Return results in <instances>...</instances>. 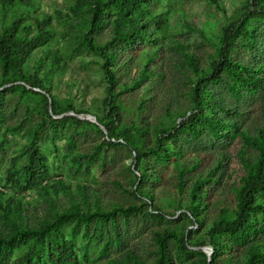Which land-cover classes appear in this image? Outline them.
Returning <instances> with one entry per match:
<instances>
[{"label":"rangeland","instance_id":"1","mask_svg":"<svg viewBox=\"0 0 264 264\" xmlns=\"http://www.w3.org/2000/svg\"><path fill=\"white\" fill-rule=\"evenodd\" d=\"M93 1L83 7L75 0L0 1V35L17 17L24 20V32H35L39 23L49 31L23 70L43 79L51 94L46 99L29 84H11L12 75L3 78L0 65V191L18 206L7 215L0 210V234L10 236L14 226L37 229L65 212L114 211L113 221L70 222L53 234L75 252L68 264H157L154 232L165 231L175 233L168 264H202V244L214 223L234 216L245 162L258 156L251 141L264 126V20L251 19L252 34L236 37L228 51L229 60L242 68L239 74L255 79L244 86L217 64L225 30L254 8L253 0H134L130 8L117 0L100 3L90 28ZM124 15L127 20L121 21ZM118 31L134 34L113 42L105 54L95 49ZM105 69L116 76L111 88ZM212 71L217 80L209 78ZM200 81L198 97L193 89ZM104 97L120 108L115 125L133 129L134 145L99 131L98 123L108 120ZM197 108L214 129L201 122L190 128ZM85 113L96 122L74 116ZM180 125L184 128L175 132ZM33 147L43 154L47 172L26 185ZM180 169L185 170L181 191ZM196 179H203L196 201L199 223L186 210ZM256 203L264 205V194ZM253 218L259 230L245 242L218 233L222 245L212 252L214 264H245L248 248H260L264 217ZM28 253L34 254L31 264H41L36 256L52 264L47 241L27 242L13 251L9 264H26L21 260Z\"/></svg>","mask_w":264,"mask_h":264},{"label":"trees","instance_id":"2","mask_svg":"<svg viewBox=\"0 0 264 264\" xmlns=\"http://www.w3.org/2000/svg\"><path fill=\"white\" fill-rule=\"evenodd\" d=\"M3 4H15L17 0H0ZM24 4H28L29 0H20ZM78 7H83L87 4L86 0H75ZM117 0H94L93 22L90 23V28L94 27V21L96 20L97 14L100 12V3H116ZM130 8L131 5L136 4L134 0H123ZM253 9L246 11L242 18L236 22L234 28H227L223 35V40L225 47L221 48V58L222 63H218L217 67L226 71L229 74L234 75L241 84L246 86L247 82L254 81L252 75L239 74L242 69L241 66L234 64L228 58V51L233 47V40L239 35L248 36L252 34V31L248 27V23L251 19L259 18L264 20V0H253ZM121 21H126V16L120 18ZM23 18L17 17L11 19L2 29L0 35V65L1 74L3 78L12 75V83L15 81H22L23 84H29L32 88L40 90L45 93L46 99L51 98L50 91L44 86V80L39 78L38 75L28 76L24 73L23 67L27 56L34 50L41 42L43 38L49 34V31L39 23L37 30L33 33L24 32L25 27L20 28L23 23ZM134 32L130 34L118 31L112 40L106 42L103 46H95L96 50L100 53L105 54L108 47L118 40H123L133 36ZM107 67V66H105ZM106 77L109 81L110 88L114 85L116 81V76L113 71L109 69L106 70ZM212 71L210 74V79L217 80L218 75ZM201 81L194 87L193 92L199 97V93L202 91ZM13 87V85L11 86ZM22 89L25 86L22 85ZM0 93H2L0 91ZM111 97H104L101 101L102 106L107 109L106 122L98 123L106 130L109 137L114 134L119 138H122L126 144H135V135L132 133L131 127H124L118 129L116 127V122L120 120V108L117 105H112L110 101ZM200 105V104H199ZM198 106V105H197ZM72 109V108H71ZM198 108L195 110L194 114L196 119L190 123V128L194 129V126L198 123H205L213 128V123L206 118H202L198 115ZM75 116V115H74ZM77 118V117H76ZM52 121H57L51 116L49 117ZM97 119V118H96ZM78 123L82 122L80 120H75ZM90 121V120H89ZM184 128V125H180L175 132H178ZM103 133L102 130H99ZM175 135H167V138H174ZM161 138H159L160 140ZM251 146L257 150L258 156L253 162H245L246 172L241 178V185L236 190V209L234 210V216L231 219L221 220L214 223L211 227V232L209 233V240L205 244H211L215 253L219 251L222 242L218 238V233H224L228 239L233 243H241L247 241L252 235L258 233L257 220L253 218V214L259 213L264 217V205L256 203V196L258 194H264V126L259 129L257 136L251 141ZM136 155L140 154L137 148H134ZM139 160V158H138ZM26 170L28 173V179L26 185H32L38 182L41 178L45 177L47 172V167L45 163V158L43 154L35 147L29 149L28 163L26 164ZM185 170L180 169L178 172V189L181 191L183 187L182 176ZM145 178L144 172L139 173V181H143ZM203 186V179H196L189 191L190 204L187 207V211L190 212L191 218L195 222L199 223L198 220V207L196 206V201L199 198V192ZM137 189V188H136ZM131 192L135 197L138 193L137 190ZM3 193L0 191V210L3 215L7 213H14L18 209L16 204H13L14 200L12 196L3 198ZM12 205V206H11ZM114 211L99 212L94 211L92 213H78V212H65L61 214H56L50 223L40 226L37 229H25L18 226H14L11 231L10 236L4 237L0 234V264H9L10 257L13 251L20 249L27 242H48V261L52 264H68L69 262L75 261V252L71 249L67 241L58 242L54 240L53 234L61 230V227L70 222L77 224L88 225L94 220H114ZM225 215V214H224ZM11 224H17L12 222ZM175 237L174 231L165 232H154V240L157 245V264H168L169 262V251L168 243L171 239ZM183 237V236H182ZM214 252V251H213ZM202 257V264H214L216 257L211 254L210 260L208 261L206 253L202 250L199 252ZM34 254H26L21 261L26 260V264H31ZM37 261L41 264H45L41 256H36ZM18 260L14 264H20ZM135 264H145L142 261H137ZM245 264H264V242L259 247L250 246L247 250V256Z\"/></svg>","mask_w":264,"mask_h":264},{"label":"water","instance_id":"3","mask_svg":"<svg viewBox=\"0 0 264 264\" xmlns=\"http://www.w3.org/2000/svg\"><path fill=\"white\" fill-rule=\"evenodd\" d=\"M84 115H85V116H80V115L75 114V116H76L77 118H79V119H84V117H86V116H88V117H93L94 120H95V122H96V118H95V116H93V115H91V114H88V113H85ZM100 127H101V130H102L103 132L106 133V130L104 129V127L101 126V125H100ZM206 247H207V250H206L204 247L202 248V250L206 253L207 258H208V261H209V260H210V255H211L212 252H213V247H212L211 244H209V243L206 245Z\"/></svg>","mask_w":264,"mask_h":264},{"label":"bare ground","instance_id":"4","mask_svg":"<svg viewBox=\"0 0 264 264\" xmlns=\"http://www.w3.org/2000/svg\"><path fill=\"white\" fill-rule=\"evenodd\" d=\"M87 119H88V120H91V121H93V122H95V120H94L93 117H88V116H87ZM205 249L207 250V247H205ZM210 256H211V255H210Z\"/></svg>","mask_w":264,"mask_h":264}]
</instances>
